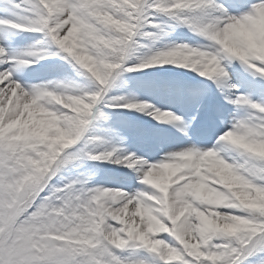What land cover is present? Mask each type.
<instances>
[{"label": "snow or ice", "instance_id": "1", "mask_svg": "<svg viewBox=\"0 0 264 264\" xmlns=\"http://www.w3.org/2000/svg\"><path fill=\"white\" fill-rule=\"evenodd\" d=\"M0 8L11 17H0V264H264V102L237 95L226 70L238 62L264 86V0H0ZM177 29L200 42H167ZM17 33L41 39L10 51ZM56 58L71 76L18 78ZM165 66L212 81L238 110L228 124L218 114L210 145L149 163L90 133L105 109L153 108L111 93L125 74ZM205 95H193L197 113ZM146 114L187 135L172 112ZM87 161L133 170L145 187L129 193L65 175Z\"/></svg>", "mask_w": 264, "mask_h": 264}, {"label": "bare ground", "instance_id": "2", "mask_svg": "<svg viewBox=\"0 0 264 264\" xmlns=\"http://www.w3.org/2000/svg\"><path fill=\"white\" fill-rule=\"evenodd\" d=\"M249 2H257V0H249ZM0 17L11 18L2 9H0ZM184 38H192V42L195 44L200 42L199 38L190 32ZM39 39L41 37L33 34L17 33L6 41V46L10 51H17L29 47ZM52 70H59L61 73H53ZM229 73L233 83L239 89L237 95L249 96L254 102H264V96L261 95L264 94V87L254 92L252 91L251 81L240 77L233 71H229ZM71 75V70L65 69L61 63L44 65L41 61L19 75L18 78L22 83L31 85L46 84L50 80L63 79ZM149 84L142 80H136L129 89L122 91L117 96L135 98L139 102L152 105L153 108L146 110L144 113L124 109L109 110L112 111L115 117L126 116L127 119L116 118L113 121H96L90 126V133L124 149L126 153H135L137 157L145 159L149 163H157L169 153L182 150L192 144L201 147L206 144L210 145L215 140V133L219 128L217 118H213V115L218 117V114H222L225 123L228 124L238 111L223 100L216 85L207 79L205 87H203L191 78L190 80L187 79L186 75H181L172 84L166 82L161 83L160 86L152 84L154 85V92L147 90ZM199 91H204L206 95L203 97L202 107L197 113V103L193 101V95ZM112 93L117 94L115 91H112ZM154 109L162 112H172L179 116L184 124L188 125L185 129L187 135L178 130L179 126L175 122L157 121L146 114ZM247 111L248 109L239 110V114L244 115ZM194 116L195 119H193ZM123 130H125V133H123ZM121 135H125L128 142L119 143ZM86 163L94 172V175H92L94 186L119 188L129 193H134L145 187L138 182L137 173L126 167L114 163L91 161Z\"/></svg>", "mask_w": 264, "mask_h": 264}, {"label": "rangeland", "instance_id": "3", "mask_svg": "<svg viewBox=\"0 0 264 264\" xmlns=\"http://www.w3.org/2000/svg\"><path fill=\"white\" fill-rule=\"evenodd\" d=\"M3 10V8H0ZM35 35V34H33ZM188 35V30L187 29H177L174 33L171 34V36L169 38H167V42L169 43H178V44H189V45H192L194 46L195 43H193L192 41V38H184L185 36ZM37 37H40L38 35H36ZM145 43H147V41H145ZM134 63V61H132ZM45 64H55V63H61L62 66L66 69H70L67 65V63L63 60H60L59 58H56V59H53V60H45L44 61ZM165 68H170L172 69L173 71L174 70H177V71H183V73H189L193 76H196V77H199L198 74L194 73V72H191L190 70H186V69H180V68H176L174 66H165ZM230 68L235 72L237 73V75H239L240 77L244 78V79H247L248 81H251L252 82V91L254 92H257V89L259 88H263L264 86H262L260 84V77L256 76V77H253L251 75L250 72L246 71L238 62H234L230 65ZM56 73H61L59 70L58 71H55ZM147 72V70L145 72H142V73H127L125 74L124 78H123V84L121 86H118L116 87L115 89H113V91L117 92V94H113L111 93L112 95H118L119 93H121L122 91L126 90V89H129L131 87V85L137 80V79H140V80H145V76L143 75V73L145 74ZM160 74H157V75H153L152 76H149L150 78V81H153V82H156V76H163L165 78V80L167 79H170V74H166L167 72L165 73H161L159 72ZM173 74H176L174 72H171ZM201 78V77H199ZM146 81V80H145ZM199 85L202 86L201 82L198 81L197 82ZM264 96V94H261ZM105 112L107 113V116H108V119L107 120H103V121H113L114 119H118V117H115L113 114H112V111L110 112L109 109H105ZM119 118H122V119H126L124 117H119ZM101 121V122H103ZM123 132L125 133V130H123ZM122 141H127L128 139L124 136H122L120 138ZM120 142V141H119ZM91 167L89 165H87L86 162H82L80 164H77V165H74L73 167H71L67 172H66V176L68 178H74L76 176H79L81 173L85 174V175H94V172L90 170Z\"/></svg>", "mask_w": 264, "mask_h": 264}]
</instances>
